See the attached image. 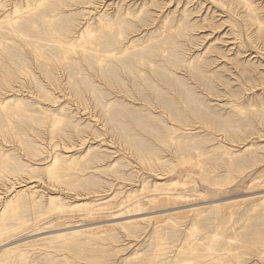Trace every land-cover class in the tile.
Masks as SVG:
<instances>
[{"label":"rangeland","instance_id":"374dc122","mask_svg":"<svg viewBox=\"0 0 264 264\" xmlns=\"http://www.w3.org/2000/svg\"><path fill=\"white\" fill-rule=\"evenodd\" d=\"M223 196L264 197V0H0V264H264Z\"/></svg>","mask_w":264,"mask_h":264},{"label":"bare ground","instance_id":"6f19581e","mask_svg":"<svg viewBox=\"0 0 264 264\" xmlns=\"http://www.w3.org/2000/svg\"><path fill=\"white\" fill-rule=\"evenodd\" d=\"M100 60H102V59H100ZM120 60V59H119ZM146 63V62H145ZM145 66V65H144ZM136 68H137V66H136ZM146 69V68H145ZM138 71V70H137ZM130 74H133L134 76H135V73L133 72V71H130ZM143 74V73H142ZM144 75V74H143ZM142 75V76H143ZM130 76V75H129ZM124 77V76H123ZM144 77V76H143ZM154 78V77H153ZM123 79V78H122ZM125 83V82H124ZM157 87V86H156ZM160 89V88H159ZM166 89V88H165ZM161 93V92H160ZM156 94H158V93H156ZM151 97V96H150ZM152 103V101H149V103ZM160 104V103H159ZM162 106V105H161ZM148 109L151 111V108L150 107H148ZM169 112V115L172 117L173 115H172V112L170 111V110H168ZM154 112V111H153ZM152 113V112H151ZM155 113V112H154ZM154 113H152V114H154ZM159 117V116H158ZM162 117H165L166 119H167V121H168V116H162ZM161 118V117H160ZM161 120V119H160ZM163 120V119H162ZM163 122H166V121H164L163 120ZM174 134H169V137H168V140H167V148H169V146H171V145H176V147L175 148H177V149H175V153H176V155H177V161H176V164H174L173 162V164H171V166H170V168L172 167V168H175V166H179L180 168H181V172L182 173H184L183 171H185L186 172V175L188 176V174H190L191 172H190V169L191 170H193L192 169V167L193 166H198L199 168H200V170H203V164H201V155H199V157L197 158H195L193 155H192V152H189V153H186V154H183V152L181 151V148H182V146H184L185 145V143H183L182 145H180L182 142V140H177L176 139V135H178V134H180V132L178 131V129L176 128V127H174ZM171 132V131H170ZM184 135V134H183ZM178 136H180V135H178ZM187 136H189V135H187ZM183 137V136H182ZM179 138H181V137H179ZM178 138V139H179ZM187 138V137H186ZM190 138V137H189ZM160 140V139H159ZM186 140V139H185ZM161 141V140H160ZM162 142V141H161ZM181 142V143H180ZM193 142H194V140H193ZM190 143L189 144V142L187 143V141H186V143H187V145L189 146H193L195 143ZM161 145H164V144H161ZM179 146H181L180 148H179ZM164 147V146H163ZM174 147V146H173ZM171 149V148H170ZM170 149H169V152H170ZM199 149V148H198ZM168 150V149H167ZM171 153V152H170ZM169 153V154H170ZM175 153H173V155L175 154ZM162 155H163V151H162V153H161ZM156 155V154H155ZM158 155V154H157ZM172 155V156H173ZM176 155H175V157H176ZM160 157H161V155H159ZM156 157V156H155ZM160 157L158 158V160L160 159ZM166 157V156H165ZM174 158V157H173ZM153 159V158H152ZM161 159H163V156H162V158ZM146 160V159H145ZM183 170V171H182ZM197 172H199V169H198V171H196V174H199L200 173V175H201V172H199V173H197ZM175 173H177V175H178V171L177 172H175ZM173 178V177H172ZM175 179H177V178H174V180ZM178 181V180H177ZM175 182V181H174ZM181 181H179V182H177L175 185H176V188H175V190L174 191H176V196L174 197L172 194H171V192H168V193H166V195L163 197H161L160 198V200H162L163 202H168V203H170L171 201L172 202H174L173 203V205L176 203L177 204V202H181V200H180V198H183L184 196H185V194L184 193H182V191H180L179 189L181 188L180 186H179V183H180ZM183 182H184V180H183ZM183 182L181 183V184H183ZM257 183V182H256ZM216 185H217V187L216 188H210V190H209V192H210V196L212 195V197L213 196H218L219 197V195H225V194H228V193H231V192H235V191H238L239 189H238V187H232V188H223L222 186H220V183H216ZM210 186V185H209ZM233 186V185H232ZM254 186H256V184L254 185ZM180 187V188H179ZM215 187V186H214ZM226 187V186H225ZM262 187V186H261ZM169 189V188H168ZM208 189V188H207ZM159 190H165V189H163V188H161V189H159ZM166 191V190H165ZM167 191H172L173 192V190H171V189H169V190H167ZM260 193V192H259ZM206 194H209L208 192L206 193ZM205 194V195H206ZM244 194V193H243ZM162 195H164V193L162 194ZM202 195V194H201ZM160 196V195H159ZM173 196V197H172ZM202 197H206V196H202ZM214 197V198H215ZM231 198L232 197H228V196H223V197H221L220 199H212V200H208L207 202H203L204 204H208L206 207H203V208H197V209H195V211H193V212H195V216L196 217H200L201 215H203L204 213H208V212H211V211H213V210H223V212H225V211H227L228 209H232V207L233 206H237V205H248V204H251V203H255V202H259V201H262V200H264V197H254V198H250V199H247V200H231ZM233 198H236V197H233ZM179 199V200H178ZM177 201V202H176ZM217 202H220V203H218V204H216ZM172 206V205H171ZM172 208V207H171ZM178 208H181V207H173L172 208V210L174 209V210H176V209H178ZM171 209L169 208V209H166V210H164V211H170ZM180 210V209H179ZM163 211V210H162ZM163 211V212H164ZM177 211V210H176ZM176 211L175 212H169V213H173V214H166V216L165 217H167V219L169 218V217H171L172 215H174V216H176L177 218H181V217H183V216H181V215H183V214H178V213H176ZM159 212V211H158ZM179 212H181V211H179ZM192 212V211H191ZM216 212V211H215ZM218 212V211H217ZM187 213H188V211H187ZM91 214V213H90ZM191 214V213H190ZM193 214V213H192ZM133 216V215H132ZM163 216V215H162ZM202 217V216H201ZM20 219H22L21 218V216L19 217ZM172 218V217H171ZM125 220V219H124ZM162 220V219H161ZM108 229V228H107ZM210 251H211V249L209 250H206V254L207 255H210L211 253H210ZM216 252V251H215ZM157 254V253H156ZM220 254H223V253H220ZM210 256H212V255H210ZM217 256H218V253H217ZM221 256V255H220ZM209 257V256H208ZM222 257V256H221Z\"/></svg>","mask_w":264,"mask_h":264}]
</instances>
